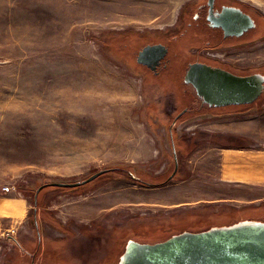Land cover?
<instances>
[{"label": "rangeland", "instance_id": "1", "mask_svg": "<svg viewBox=\"0 0 264 264\" xmlns=\"http://www.w3.org/2000/svg\"><path fill=\"white\" fill-rule=\"evenodd\" d=\"M190 2L0 0V199L24 209L0 216V264L26 263L38 233L44 264H118L130 240L264 221V183L221 182L211 140L240 123L251 149L264 151V93L248 106L194 105L176 122L183 105L173 109V94L145 89L132 61L151 36L176 35ZM238 2L258 26L230 59L264 75V0ZM252 158L264 160L244 161ZM106 169L125 172L37 193Z\"/></svg>", "mask_w": 264, "mask_h": 264}, {"label": "water", "instance_id": "2", "mask_svg": "<svg viewBox=\"0 0 264 264\" xmlns=\"http://www.w3.org/2000/svg\"><path fill=\"white\" fill-rule=\"evenodd\" d=\"M236 11L253 22L250 27H255L249 16L239 9ZM209 20L213 21V18L209 17ZM214 25L220 27L222 24ZM166 54L167 49L163 45L147 46L139 53L138 61L144 63L145 59L154 56L159 60ZM184 81L193 85L197 96L212 108L250 105L264 92L263 74L238 76L203 63L191 64ZM177 170L176 160L175 170L170 179ZM109 171L102 170L82 181L45 184L37 193L47 186L77 188ZM118 264H264V221L244 220L229 226L202 231L186 230L155 243L130 240Z\"/></svg>", "mask_w": 264, "mask_h": 264}, {"label": "flooded vegetation", "instance_id": "3", "mask_svg": "<svg viewBox=\"0 0 264 264\" xmlns=\"http://www.w3.org/2000/svg\"><path fill=\"white\" fill-rule=\"evenodd\" d=\"M236 9L249 16L254 21L255 27H250L253 22L241 16ZM183 14L186 19L185 23L181 22L184 26L179 34L178 30L181 24L178 26L177 23L176 28L178 30H173L176 35L170 38L162 35L151 36L150 40L143 42L138 47L137 53L132 58L138 69L137 74L141 73L143 75L142 86L145 89L154 88L159 92L173 94L170 97L173 109L183 105L181 111L174 118L176 122L183 121L188 116H191L194 111L192 108L194 105L198 107L196 111L215 108L210 107L197 96L193 85L185 83V75L191 64H207L212 67L222 68L238 76L251 75L238 71L235 67V61L230 58L235 57L241 43H250L255 39L253 33L256 32L258 26L254 14L240 4L238 0H191L189 4L181 8L179 16ZM209 17L213 18V21L209 20ZM216 23L222 25L217 27L214 25ZM170 32L166 30V33ZM184 42L189 44L186 52H178ZM155 45L166 47L167 54L165 57L158 60L154 56L145 59L144 63L139 62V53L145 47ZM218 54L220 55L219 58H217ZM183 100H186L185 104H182ZM36 230L37 233L40 231L37 226ZM37 237V241L39 240V243L40 241L42 242L43 237L40 233L37 234ZM38 247L37 242L36 249L28 254V261L26 263L23 262V264L45 263L44 260L37 259Z\"/></svg>", "mask_w": 264, "mask_h": 264}, {"label": "crops", "instance_id": "4", "mask_svg": "<svg viewBox=\"0 0 264 264\" xmlns=\"http://www.w3.org/2000/svg\"><path fill=\"white\" fill-rule=\"evenodd\" d=\"M248 135L245 126L240 123L238 125L228 126L227 130H223L221 133L216 134V137L221 140L228 141L230 138H236L233 139L234 143L238 142V144L233 147L217 143L212 146L214 149L220 151L218 175L221 182L244 184L264 183V160L260 161L261 163L259 164H255L256 160L253 158L251 162L244 161L247 157L259 156L264 158V151H254L251 149L253 144L251 145V139ZM256 166L261 167L260 171H258V177L251 175V171L254 170ZM252 167H254V169H252ZM1 201L0 199V216H17V212H24L23 202L20 200ZM189 231L193 230L190 229Z\"/></svg>", "mask_w": 264, "mask_h": 264}, {"label": "trees", "instance_id": "5", "mask_svg": "<svg viewBox=\"0 0 264 264\" xmlns=\"http://www.w3.org/2000/svg\"><path fill=\"white\" fill-rule=\"evenodd\" d=\"M212 137V136H211ZM210 137V138H211ZM233 139H236V138H230L228 141H226V140H221V139H219L218 137H212L211 138V140L213 141V142H215V143H217V144H222V145H226V146H234V145H237L238 144V142H236V143H234V140ZM237 147H241V146H237ZM110 171H117V172H125L124 170H118V169H114V170H110ZM109 171V172H110ZM170 177V176H169ZM169 177L165 180V181H163V182H160V183H156V184H153V183H144V182H142V183H144V184H146V185H150V186H156V185H164V184H166L168 181H169ZM47 187H49V186H47ZM47 187H45V188H47ZM51 187V186H50ZM193 231H195V230H193ZM196 231H199V230H196ZM175 235V234H174ZM171 236H173V235H171ZM170 236V237H171ZM168 239V238H167ZM166 240V239H165ZM164 241V240H163ZM143 242H150V243H154V242H157V241H143ZM40 244H41V241H40V243H39V240H38V246L40 247Z\"/></svg>", "mask_w": 264, "mask_h": 264}, {"label": "built area", "instance_id": "6", "mask_svg": "<svg viewBox=\"0 0 264 264\" xmlns=\"http://www.w3.org/2000/svg\"><path fill=\"white\" fill-rule=\"evenodd\" d=\"M2 190H3V192H5L7 194V193H11L14 189L10 188L9 186H6Z\"/></svg>", "mask_w": 264, "mask_h": 264}]
</instances>
